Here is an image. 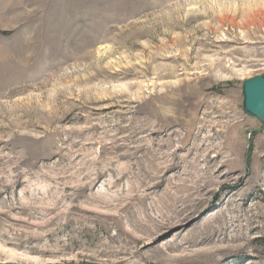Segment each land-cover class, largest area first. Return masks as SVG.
<instances>
[{"label":"rangeland","instance_id":"rangeland-1","mask_svg":"<svg viewBox=\"0 0 264 264\" xmlns=\"http://www.w3.org/2000/svg\"><path fill=\"white\" fill-rule=\"evenodd\" d=\"M259 75L264 0H0V264H264Z\"/></svg>","mask_w":264,"mask_h":264},{"label":"water","instance_id":"water-1","mask_svg":"<svg viewBox=\"0 0 264 264\" xmlns=\"http://www.w3.org/2000/svg\"><path fill=\"white\" fill-rule=\"evenodd\" d=\"M242 97L243 111L262 120L264 118V75L244 80Z\"/></svg>","mask_w":264,"mask_h":264},{"label":"bare ground","instance_id":"bare-ground-1","mask_svg":"<svg viewBox=\"0 0 264 264\" xmlns=\"http://www.w3.org/2000/svg\"><path fill=\"white\" fill-rule=\"evenodd\" d=\"M259 121L263 123V122H264V118H263L262 120H259ZM12 255H13V254H12ZM9 261H11V260H9Z\"/></svg>","mask_w":264,"mask_h":264}]
</instances>
